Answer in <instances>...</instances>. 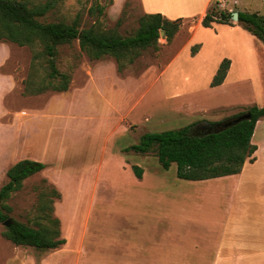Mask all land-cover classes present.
<instances>
[{"label": "rangeland", "instance_id": "374dc122", "mask_svg": "<svg viewBox=\"0 0 264 264\" xmlns=\"http://www.w3.org/2000/svg\"><path fill=\"white\" fill-rule=\"evenodd\" d=\"M222 1L214 0L211 6L229 9ZM113 4L114 0H61L43 20L71 23L79 18L81 29L135 34L144 15L139 0H128L119 11ZM249 9L264 13L259 3ZM191 25L192 20H183L185 30ZM240 28L248 31L244 23ZM239 32L233 31V36L239 37ZM189 35L190 31L186 37L182 34L167 49L166 35L160 34V49L143 50L121 73L113 56L92 59L75 39L59 47L57 59L60 71L71 76L69 90L34 96L24 95L34 51L0 41V190L18 161L46 164L6 201L11 219L38 227L41 192L49 183L62 194L54 202L62 236L70 239L72 248L82 245V262L108 258L155 264L151 257L161 256L167 264H183L180 258L186 256L185 264H193L194 256H211L219 238L209 225L225 222L236 181L229 179L226 187L225 178L181 179L176 163L166 170L155 152L127 150L148 132L179 129L193 121L219 122L253 105L264 106V94L255 81L241 87L210 85L225 58L212 43L217 38L224 43L226 34L216 37L205 29L201 40L185 49ZM201 44L206 48L193 54ZM40 71L43 74L45 66ZM253 143L262 145L258 172L263 174L264 117ZM133 165L143 168L142 178ZM6 228L0 222V264L15 249L4 236Z\"/></svg>", "mask_w": 264, "mask_h": 264}, {"label": "trees", "instance_id": "16d2710c", "mask_svg": "<svg viewBox=\"0 0 264 264\" xmlns=\"http://www.w3.org/2000/svg\"><path fill=\"white\" fill-rule=\"evenodd\" d=\"M61 0H47L32 3L31 0H0V41H9L19 46L32 48V67L24 81V95L34 96L48 90L66 92L70 88L71 76L60 71L57 64L59 47L79 39L80 46L92 59L100 60L107 55L116 59L118 71L123 72L138 59L143 50L153 47L160 49L161 30L165 31L168 43H172L181 30L183 18L171 20L162 13H146L140 18V26L135 34L123 36L117 31H105L100 28L81 29V21L73 22L45 21L48 14ZM113 1V0H112ZM234 10L210 9L202 19L204 27L215 23L235 25ZM239 22L264 44V14L259 12L238 11ZM195 46L193 54L199 51ZM45 66L42 74L41 66ZM231 67V60L225 58L210 85L224 83ZM251 113L250 119H244L219 132L194 134V127L203 121H195L179 129L161 132H148L141 141L127 148L137 153L155 152L162 167L170 169L177 164V175L181 179L202 181L242 172L245 162L255 161L254 154L258 147L252 142L257 122L264 117V106L253 105L246 111L219 122L236 118L244 113ZM46 164L32 159H22L11 166L7 172L9 181L0 190V222L10 218L12 211L6 201L11 194L20 190L24 181L43 171ZM138 178L143 177L144 170L133 165ZM62 197L56 186L47 184L41 192L38 216L35 218L38 227L12 219L4 231V236L18 246L34 247L39 250L61 248L67 243L62 236L61 221L55 215L54 202Z\"/></svg>", "mask_w": 264, "mask_h": 264}, {"label": "crops", "instance_id": "0c3cea01", "mask_svg": "<svg viewBox=\"0 0 264 264\" xmlns=\"http://www.w3.org/2000/svg\"><path fill=\"white\" fill-rule=\"evenodd\" d=\"M213 1L214 0H139V9L142 14L162 13L171 20L178 18L192 20L193 25L187 27L188 30H185L186 28L182 26L173 42H167V49H171L175 41L179 39L182 34L186 37L189 31L190 35L189 38H187L185 49H188L189 45L200 41V33L205 31V29L210 30L211 33L213 32L216 37H220L221 32L226 34V41H224V43L218 41L219 38L212 43V47H214L215 51H223L225 58L231 60V67L227 73L226 79L224 83L219 86L226 84L228 86L235 85L241 87L244 85V82L247 83L248 81H252L253 84L255 81L259 92L264 94V44L249 31L245 33L239 30L241 29V23L239 21L236 22L235 25L215 23L212 27H204L201 23L202 19L210 9ZM127 2L128 0H114L112 9L115 11L122 10ZM253 3H255V6H257L258 3L264 6V0H224L223 2L224 6H227L230 10L236 9L234 11L261 13L260 10L250 11L249 8ZM233 31H240L239 37L237 35L233 36ZM203 46L205 47L203 44L200 45V52L203 51ZM170 65L171 62L166 64L164 69L167 70ZM218 68L219 67H217V69ZM252 70L253 73L250 75L249 72H252ZM259 123L260 120L257 122L256 130ZM256 130L252 142L256 135ZM254 144L258 147L254 154V162L248 159L244 164L242 172L239 174L217 177L225 178L226 187L228 180L234 179V181H236L235 191L231 195L225 191L226 195H230V206L229 209L226 210L225 222L219 226L209 225L210 231L217 232V238H219L213 252L211 251V256L206 257L205 254L194 256V261L191 263L264 264V173L261 174L258 172L260 167L258 152L262 149V145L258 143ZM57 213L59 214V208H57ZM66 239L67 243L61 248L43 250L44 252H34L31 248L18 246L11 241L15 245V249L6 257L3 264H126V262L119 259L108 260V258H104L105 261L82 262L84 259L82 258L83 247L80 244L83 242V239L79 240L80 246L77 248H72L70 239ZM180 259L181 261L179 262L185 264L187 263L185 260L189 258L184 256ZM151 260L155 261V264H167V262H169V260H165V258H161V256L155 258L151 257Z\"/></svg>", "mask_w": 264, "mask_h": 264}, {"label": "water", "instance_id": "95a60500", "mask_svg": "<svg viewBox=\"0 0 264 264\" xmlns=\"http://www.w3.org/2000/svg\"><path fill=\"white\" fill-rule=\"evenodd\" d=\"M233 19L235 21H239V12L238 11H234L233 12ZM165 35V31L164 30H161V36H164ZM251 118V113H244L236 118H232V119H229V120H226L223 122V124H218V125H215V124H212L210 123L209 121H203V122H200L198 123L194 129L196 130H202L203 133H196L194 132V129H193V132L194 134H209V133H212V132H219L225 128H228L244 119H250ZM12 222V219L9 218L7 219L4 224L6 226H9Z\"/></svg>", "mask_w": 264, "mask_h": 264}, {"label": "flooded vegetation", "instance_id": "af4514ba", "mask_svg": "<svg viewBox=\"0 0 264 264\" xmlns=\"http://www.w3.org/2000/svg\"><path fill=\"white\" fill-rule=\"evenodd\" d=\"M194 132H196V133H203V131L202 130H196V129H194Z\"/></svg>", "mask_w": 264, "mask_h": 264}]
</instances>
